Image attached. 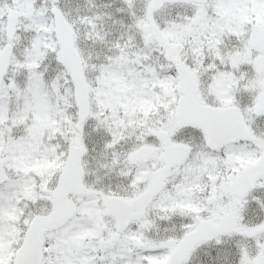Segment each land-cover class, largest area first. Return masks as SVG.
<instances>
[{
    "label": "snow or ice",
    "instance_id": "obj_1",
    "mask_svg": "<svg viewBox=\"0 0 264 264\" xmlns=\"http://www.w3.org/2000/svg\"><path fill=\"white\" fill-rule=\"evenodd\" d=\"M0 264H264V0H0Z\"/></svg>",
    "mask_w": 264,
    "mask_h": 264
}]
</instances>
